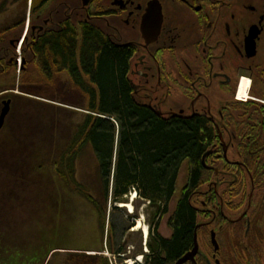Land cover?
I'll use <instances>...</instances> for the list:
<instances>
[{
    "label": "flooded vegetation",
    "instance_id": "flooded-vegetation-1",
    "mask_svg": "<svg viewBox=\"0 0 264 264\" xmlns=\"http://www.w3.org/2000/svg\"><path fill=\"white\" fill-rule=\"evenodd\" d=\"M54 1L34 0L36 4L30 10L28 20L25 7L20 21L10 25L11 19L3 25L6 31L2 36L13 30L10 35L13 38L9 45L0 47V65L6 62L11 66L17 65L12 49H16L21 34H15L14 28L24 25L26 20L30 24L33 13L42 17L44 12L54 10L55 7H51ZM122 1L123 8L115 5V0H110L116 9L108 12L116 11V16L121 17L126 25H131V32H136L138 27L139 41L131 42L137 45V53L141 46L140 53L150 55L146 59L145 56L138 58L134 53L131 65L135 68L131 73L138 76V91L152 99L162 96L169 99L172 102L171 113L181 117L198 115L207 121L214 131L208 159L214 179L207 188L201 187L205 188L201 189V197L196 196L201 201L198 249H194V233L192 246L176 255L171 252L167 244L174 240L175 233L168 221L175 210L166 214V225L171 232L163 234L160 231L163 216L159 223L157 207L149 201V229L152 231L145 235L135 231L136 216L140 214L135 213L134 206L128 203L132 209L128 204L124 207L133 214L131 222L120 233L116 250L113 248L116 238L106 246L108 252L115 254L111 263L264 264V155L258 159L257 154L264 149V137H255L264 134V0H159L163 24L154 44H147L141 31L143 14L152 0ZM3 2H0V7ZM63 3L64 0L59 6ZM69 5L72 16L73 8ZM178 13L187 17L186 23L178 21L177 17L174 19ZM97 17L99 20L110 18L100 14ZM50 22L53 24L45 26L44 20L40 26H32L31 35L27 27L28 46L55 29L54 24H60L61 20L50 19L46 24ZM254 26H257L256 36L251 35ZM253 43L255 50L251 48ZM152 60L155 67L148 64ZM27 62L23 57L22 64ZM243 78L249 79L250 85L243 81L239 90ZM244 85L247 92L243 95ZM239 93L241 97H247L246 100L239 98ZM242 131L248 133L247 137ZM238 146L250 152L247 156L249 162H245ZM231 149L237 151V159L229 157ZM257 190L261 193L255 194ZM136 209L138 211V207ZM71 253L70 264H110L103 257L105 254L94 256L87 249H75Z\"/></svg>",
    "mask_w": 264,
    "mask_h": 264
},
{
    "label": "trees",
    "instance_id": "trees-1",
    "mask_svg": "<svg viewBox=\"0 0 264 264\" xmlns=\"http://www.w3.org/2000/svg\"><path fill=\"white\" fill-rule=\"evenodd\" d=\"M24 3L28 9V0ZM111 14L115 13L110 11L106 15ZM136 50V44L120 43L114 34L94 23L75 24L69 18L35 42L31 47L34 66L45 77L44 82L20 81L23 84L21 87L19 84V88L23 94L52 103L20 95H16L14 101L29 109L26 112L29 116L24 115L22 125L30 128L31 137L39 132L43 134L40 140L52 139L55 144L53 152L45 154V144L33 143L37 152L29 155L28 150L24 151L25 156H20L25 157L22 165L15 154L23 151L22 144L13 147L4 138L11 135L8 120L0 131V211L13 195V190L9 191L2 179L8 174L18 185L27 180L30 183L33 180L27 176L30 162L45 154L50 156L46 165L60 185L89 202L94 217L104 225L110 189L114 201H119L136 188L139 196L153 202L162 215L167 214L170 204L175 202V212L169 220L175 238L167 244L173 255L192 246L194 229L201 215L193 198L201 187L208 186L214 179L213 169L202 162L212 144L214 131L198 115L165 116L139 101L130 76ZM38 107L42 108L39 114L36 113ZM13 112L14 108L10 116ZM242 132L247 137L248 133ZM255 137H264V134ZM88 146L99 163V186L77 179L78 164L86 149L89 150ZM238 148L245 162H249L250 152L243 146ZM6 151L10 161L4 162ZM257 154L260 159L264 149ZM210 156L206 158L207 166ZM94 186L97 195L92 193ZM2 238L3 231H0L3 241ZM37 255L38 251L22 249L10 258L8 255L5 263L44 264L49 250L44 249Z\"/></svg>",
    "mask_w": 264,
    "mask_h": 264
},
{
    "label": "rangeland",
    "instance_id": "rangeland-1",
    "mask_svg": "<svg viewBox=\"0 0 264 264\" xmlns=\"http://www.w3.org/2000/svg\"><path fill=\"white\" fill-rule=\"evenodd\" d=\"M1 1L3 0H0V2ZM61 1L62 0H55L52 2L51 7L54 6L55 9L44 12L42 17H37V13L31 14L32 17L30 19V24L27 21L30 17L28 9L25 24L18 25L14 28V33L17 35L21 34V37L18 41L16 49L13 48L12 51L15 53V56L18 57L17 60H21L23 57L27 58L28 62L24 64V67H27L26 70L31 73H20V64L18 62L17 68L10 70L11 72L8 70L0 72V111L2 108V101L10 98L12 99V105L14 108L13 115L7 117L6 120V123H8V120L11 122L9 129L11 135L4 138L13 147H16L17 143L22 144L23 151H20V153L18 152L20 155L15 153L17 159H19L22 165L25 162V157L20 156L21 154L25 156L24 151L28 150L29 155L35 151L37 152L33 143L41 145L45 144L46 152L44 153L51 154L53 152L52 149L55 142L52 139L49 141H44L45 139L40 140V138L43 137V134L39 132H36V135L34 134L35 137L32 138V131L30 128L22 125L24 115L27 114L26 112L29 109L27 106L23 107V103L14 101L15 95H20L22 97L25 96L22 95L21 91L17 90V85L20 84L21 87L23 84V82L20 83V81L34 80L37 82H44L42 78H45L32 62V56L29 51L28 43L25 41L23 46H21V39L26 33L27 27L29 28V33H32V26H40L43 24L44 20L45 26H48L53 24V22L46 24L50 19L56 20V18H58L62 21L64 17H69L71 8L69 4H71L73 8L72 16L79 18L76 22L77 24L80 23V16L84 15L82 0H64V3L59 6ZM99 4L103 7H111L110 0H100ZM51 7L50 9H52ZM76 8H78V14L75 15L74 11ZM98 8L101 7L98 6ZM24 9V0H8V3H6L5 7H3V10L1 11L2 14H0V28L6 27L3 25L7 24L11 19L12 21L10 25L20 21L24 14ZM6 15L9 17H6ZM120 15L121 14H119V16ZM114 17L116 19L109 18L108 26L105 25L104 21L98 22L102 28L114 34L123 42L131 40L139 41L138 34L140 31L138 27L136 32H131V25H126L121 20V17L116 15ZM176 17L177 20L182 23L187 22V17L182 13L175 15L174 19ZM60 25L61 24H54L53 27L59 28ZM11 32H13V30ZM11 32H7L5 35L0 36L1 38H4V40H0V47L10 44V41L13 38L10 36ZM148 64L155 67L154 60L149 61ZM141 68L143 69V67ZM134 78L137 82L139 81V79H137V75H135ZM18 79L19 83H17ZM143 101L145 100L143 99ZM153 101L159 106L162 112L166 113L165 115H167L168 112H171L172 102L169 99L161 97L160 100L155 99ZM60 106L62 107L63 105ZM41 109V107H38L36 109V113H38ZM27 115L29 116V114ZM28 116L26 117V121H28ZM38 126L39 125H36V127ZM6 148L8 149V147ZM88 148L89 150L86 149L83 157L79 161V176L77 179L85 181L86 184L92 183L93 185L99 186V163L95 154L90 149V146H88ZM16 149L17 148H15V151ZM45 154L38 155V157L34 160V163L32 161L30 162L31 169L27 174L28 179L33 177V180H31L30 183H27V180L25 183L22 182L18 185L13 180L12 175L8 174L6 175L7 179H2L4 186L8 187L9 191L13 190V195L8 202H5L6 206L3 205L0 211V231H3V241L0 240V264H6L5 259L8 255L10 258L11 255L15 252L21 251L22 249L28 252L29 250L38 251L37 256L42 254L44 249L47 251L49 250L50 253L53 251V255L50 256L49 253L44 264H70L69 256L73 253L69 252H73L75 249H87L89 253H96L97 255L105 254L103 257L111 263V260L114 261L115 254L108 252L106 246H109L113 238H116L113 248L114 250L117 249L119 235L131 222V214L127 209H118L115 206V201H112L114 200L112 197L113 194L110 191L109 202H111L112 206L110 207V217L108 219V223H106V226L104 227V224L100 222L98 218L95 219L93 218L94 216H91V213H94V209L89 202L84 201L78 193L74 194L69 189L60 185L59 181L55 177V174L49 169L48 165H46L50 156ZM4 156V162L10 161V158L7 157L9 156V152L6 151ZM229 157L231 159H237V151L231 149L229 151ZM27 163L29 164V162ZM34 167L35 173H32ZM92 190V193L97 195L96 186H94ZM259 193H261V190H257L255 192V194ZM134 194L135 190H131V194L128 195L129 197H125L123 202L131 203L132 196H134ZM132 204L135 206V213L140 214L136 216L137 224L135 223L134 229L136 232L139 231L143 234L145 230L144 227H149V214L151 211L150 205L148 202L142 201L139 198V193L136 195V199L132 201ZM136 207H138V211ZM170 207L172 210L174 203H172ZM167 220L168 216H165L161 221L162 227L160 231L163 234H170L171 232L170 228L166 225ZM139 221L141 226L138 225ZM111 264L115 263L113 262Z\"/></svg>",
    "mask_w": 264,
    "mask_h": 264
},
{
    "label": "water",
    "instance_id": "water-1",
    "mask_svg": "<svg viewBox=\"0 0 264 264\" xmlns=\"http://www.w3.org/2000/svg\"><path fill=\"white\" fill-rule=\"evenodd\" d=\"M91 0H83L84 5H87ZM115 5L121 6L122 8L124 6V2L122 0H115ZM163 24V9L161 2L159 0H152L148 3L145 12L142 17L141 21V31L143 33L144 39L146 43L156 42L158 40V37L161 33ZM256 28L257 26L253 27V30L251 31L252 36H256ZM259 33V32H258ZM249 43V42H248ZM253 50H255V43L251 46ZM11 109V101L7 100L4 101L3 108L0 114V128L3 127L6 117L9 114ZM206 155L203 158V162L205 163ZM198 248L197 241H195V248Z\"/></svg>",
    "mask_w": 264,
    "mask_h": 264
},
{
    "label": "bare ground",
    "instance_id": "bare-ground-1",
    "mask_svg": "<svg viewBox=\"0 0 264 264\" xmlns=\"http://www.w3.org/2000/svg\"><path fill=\"white\" fill-rule=\"evenodd\" d=\"M243 81H245V83H247L248 84V86L250 85V80L249 79H243ZM246 92H247V86L246 85H244L243 86V89L241 90V93L244 95V94H246ZM134 94V93H133ZM129 205V204H128ZM129 209H132V206L131 205H129ZM144 229H145V232H147V228L146 227H144Z\"/></svg>",
    "mask_w": 264,
    "mask_h": 264
}]
</instances>
